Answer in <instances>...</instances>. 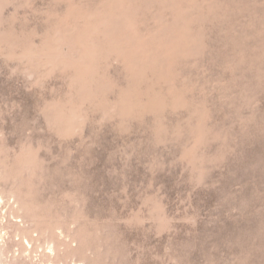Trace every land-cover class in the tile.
Segmentation results:
<instances>
[{
    "label": "rangeland",
    "instance_id": "rangeland-1",
    "mask_svg": "<svg viewBox=\"0 0 264 264\" xmlns=\"http://www.w3.org/2000/svg\"><path fill=\"white\" fill-rule=\"evenodd\" d=\"M0 264H264V0H0Z\"/></svg>",
    "mask_w": 264,
    "mask_h": 264
}]
</instances>
